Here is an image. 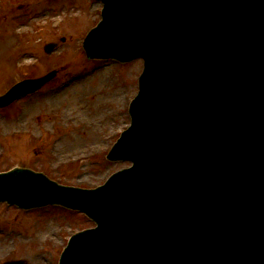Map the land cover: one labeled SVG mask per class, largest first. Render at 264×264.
<instances>
[{
    "label": "water",
    "instance_id": "water-1",
    "mask_svg": "<svg viewBox=\"0 0 264 264\" xmlns=\"http://www.w3.org/2000/svg\"><path fill=\"white\" fill-rule=\"evenodd\" d=\"M101 1L86 57L144 61L130 126L106 156L132 166L95 189L15 168L0 174V202L96 224L59 264H264V0ZM55 75L15 84L0 108Z\"/></svg>",
    "mask_w": 264,
    "mask_h": 264
},
{
    "label": "rangeland",
    "instance_id": "rangeland-1",
    "mask_svg": "<svg viewBox=\"0 0 264 264\" xmlns=\"http://www.w3.org/2000/svg\"><path fill=\"white\" fill-rule=\"evenodd\" d=\"M34 1L0 0V40L5 18L11 17V21L37 18L30 24L25 22V28L14 36L10 47L16 54L1 75L0 95L20 80L52 70L58 74L36 94L0 110V172L14 167L29 168L62 185L95 188L112 173L130 165L108 162L105 156L130 123L128 106L137 93L143 62L120 64L85 58L82 41L100 20L99 0H43L36 5ZM43 10L46 16H37ZM62 38L64 43L60 42ZM47 43H58V49L46 54L43 47ZM99 71L109 81L105 87L96 76ZM85 76H89L93 91L101 90V96L107 94V88L124 96L125 103L117 119L106 116L116 109L115 104L96 102L99 94L93 92L88 95L89 105L82 112L95 121L94 125L88 126L82 120L83 115L70 110L74 107L66 99L73 95L70 91L64 94L66 86ZM69 112L74 114L73 118L64 119ZM51 224L58 229L54 241L40 237ZM91 226L82 214L59 207L20 211L0 204V242L8 239L11 241L6 243L13 247L18 244L12 254L0 259V264L21 259L34 264L32 257L39 252L47 264H58L68 237Z\"/></svg>",
    "mask_w": 264,
    "mask_h": 264
},
{
    "label": "bare ground",
    "instance_id": "bare-ground-1",
    "mask_svg": "<svg viewBox=\"0 0 264 264\" xmlns=\"http://www.w3.org/2000/svg\"><path fill=\"white\" fill-rule=\"evenodd\" d=\"M42 2L43 0H35L33 4L36 5ZM37 16L39 17L46 16V11L43 10L39 12ZM35 17L30 18V19H16L15 21H11V17H7L4 19L3 23L1 24L2 29H3V33H2L3 35H2V39L0 40V78L2 77L1 75L4 72L5 68L8 66L10 60H12V58L15 57L13 55L16 54L15 53L16 50L15 49L11 50V47H10V45H12V43L14 42V36L21 33V28H25V25H26L25 22L27 24H30L34 20L37 19ZM96 76L99 77L98 80L101 82V84H103L104 87L107 84H109V81L107 80V76L104 75V72L99 71L96 74ZM66 87L67 89L64 92V94L70 91L69 93H72L73 95L72 98L66 99V102L68 103L69 106L74 107L70 110H73L77 114L79 113V115H83L82 111L88 107L89 100L87 97L92 92L99 94V96L96 98V102L102 101L105 103L106 101H109L115 104L116 109L113 112H109L106 114V116L109 118L113 117V119H117L119 115V110L125 103L124 96L123 95L121 96V92L118 90L114 89V91H111L109 88H107L108 92L104 96H101L100 89L93 91L94 86L92 85L89 76L82 77L81 80H78V79L73 80L70 86H66ZM110 87L114 88L113 86H110ZM72 115L74 114L69 112L65 115L64 119L71 120V118H73ZM77 117H80V116H77ZM82 120L88 126H92L95 123V121H92L85 115L82 116ZM114 121L116 122V120ZM57 233H58V229H56L54 225L51 224L47 227V229L43 233L40 234V237L49 238L50 240L54 241ZM6 242L7 240H3V242H0V259L6 258L10 254H12L13 251H15L14 249L15 246L13 247L11 243L8 244ZM32 258L34 260V264H47L43 255L41 254L34 255Z\"/></svg>",
    "mask_w": 264,
    "mask_h": 264
}]
</instances>
